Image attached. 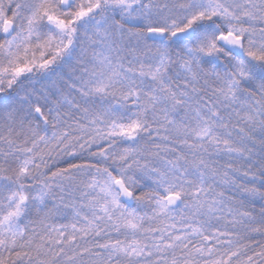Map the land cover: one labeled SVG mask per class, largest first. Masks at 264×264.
<instances>
[{"label": "snow or ice", "instance_id": "obj_1", "mask_svg": "<svg viewBox=\"0 0 264 264\" xmlns=\"http://www.w3.org/2000/svg\"><path fill=\"white\" fill-rule=\"evenodd\" d=\"M0 264H264V0H0Z\"/></svg>", "mask_w": 264, "mask_h": 264}]
</instances>
